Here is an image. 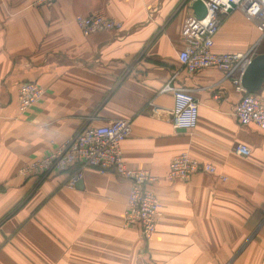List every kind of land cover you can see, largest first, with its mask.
<instances>
[{"label": "crops", "instance_id": "1", "mask_svg": "<svg viewBox=\"0 0 264 264\" xmlns=\"http://www.w3.org/2000/svg\"><path fill=\"white\" fill-rule=\"evenodd\" d=\"M33 2L0 0V264H264V131L237 123L240 95L223 72L188 75L178 63L192 0ZM93 14L121 30L83 36L75 17ZM220 19L214 53L264 54V37L242 13ZM22 82L44 90L25 113L16 97ZM166 84L197 100L193 129L173 128ZM256 95L264 102V84ZM115 120L131 121L126 166L159 177L149 242L123 227L130 183L112 171L84 169L74 188L66 185L75 165L40 179L17 174L84 125ZM238 144L248 158L232 152ZM181 153L214 174L167 181Z\"/></svg>", "mask_w": 264, "mask_h": 264}, {"label": "built area", "instance_id": "2", "mask_svg": "<svg viewBox=\"0 0 264 264\" xmlns=\"http://www.w3.org/2000/svg\"><path fill=\"white\" fill-rule=\"evenodd\" d=\"M60 0H34L37 7H50ZM195 1V0H192ZM206 13L201 19L188 16L183 23L181 37L183 48L177 53V61L183 71L192 75L205 69L223 72V80L229 81L234 91L240 95L234 117L240 126L255 125L264 131V102L256 94H248L242 88L240 79L248 62L253 58L252 51L245 54H216L213 52L214 38L221 27V17L237 10L253 23L261 38L264 37V0H201ZM76 25L83 36L101 32L120 31L122 25L102 14L76 16ZM176 77V75H175ZM174 78V77H173ZM161 92L173 96L170 112L171 124L175 130L193 129L197 123L198 102L186 89L173 88L166 84ZM44 90L33 82H22L17 86L18 112L25 113L43 97ZM131 121L115 120L101 126L86 124L64 143L50 152L24 164L17 174L23 178L40 179L50 173L65 172L77 166L67 187L74 188L84 169H94L100 174L112 171L130 183L126 201L123 227L138 231L145 242H149L156 231L160 216V203L152 187L159 177L145 169H130L122 156V143L131 135ZM232 152L248 158L249 147L238 144ZM214 167L181 153L170 161L165 175L167 181H187L198 173L214 174Z\"/></svg>", "mask_w": 264, "mask_h": 264}, {"label": "water", "instance_id": "3", "mask_svg": "<svg viewBox=\"0 0 264 264\" xmlns=\"http://www.w3.org/2000/svg\"><path fill=\"white\" fill-rule=\"evenodd\" d=\"M191 10L196 19L205 16L206 10L201 0L192 1ZM240 83L248 94H256L264 84V54L254 56L245 67Z\"/></svg>", "mask_w": 264, "mask_h": 264}, {"label": "rangeland", "instance_id": "4", "mask_svg": "<svg viewBox=\"0 0 264 264\" xmlns=\"http://www.w3.org/2000/svg\"><path fill=\"white\" fill-rule=\"evenodd\" d=\"M263 44H264V42H263ZM261 48H262V46H260L259 51H260ZM259 51H257V54H258ZM252 53H253V51H252ZM254 54H255V53H254Z\"/></svg>", "mask_w": 264, "mask_h": 264}]
</instances>
